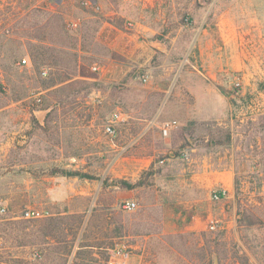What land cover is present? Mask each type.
Segmentation results:
<instances>
[{
	"label": "rangeland",
	"instance_id": "1",
	"mask_svg": "<svg viewBox=\"0 0 264 264\" xmlns=\"http://www.w3.org/2000/svg\"><path fill=\"white\" fill-rule=\"evenodd\" d=\"M84 1L0 0L4 221H21L27 209L24 177L30 162L55 156L40 134L50 129L48 117L58 111L95 113L103 117L98 147H117L142 134L128 153L88 156L97 204H111L118 213L110 221L125 228L129 258L142 264H214L216 256L217 264H264V0H89L98 9ZM105 20L127 33L139 31L151 56L116 75L114 100L84 103L94 86L74 79L69 49L77 43L71 39L82 37L92 50L96 24ZM101 47L96 60L82 61L80 75L96 76L91 67L105 57ZM21 59L27 66L18 65ZM42 67L51 69L46 78ZM32 94H40V104ZM58 99L69 104L57 106ZM117 111L130 118L115 125L112 139L104 127ZM173 121L176 127L163 135L161 124ZM50 140L57 141L54 135ZM225 170L232 175L230 198L214 202L211 191L218 186L208 190L203 181L209 172ZM126 200L136 209L122 210ZM210 220L223 227L209 230ZM17 238L23 241L21 226Z\"/></svg>",
	"mask_w": 264,
	"mask_h": 264
},
{
	"label": "crops",
	"instance_id": "2",
	"mask_svg": "<svg viewBox=\"0 0 264 264\" xmlns=\"http://www.w3.org/2000/svg\"><path fill=\"white\" fill-rule=\"evenodd\" d=\"M136 25L139 26L140 23ZM96 27L92 50L83 46L84 40L79 36L70 40L77 44L69 49L74 70L78 73L74 79L93 82L94 87L82 99L89 104L114 100L116 97L111 89L116 84V75L124 76L130 70V65L139 63L140 58H149L152 51L145 42L139 40V31L127 33L106 20L97 23ZM142 28L146 30L144 26ZM101 46L106 49V54L98 59L100 71L93 77L80 75L82 61L87 57L96 60V52L102 49ZM62 48L67 50L64 46ZM60 66L57 68L59 72L63 70ZM69 82L72 80L60 85ZM97 86L102 87L95 88ZM68 104L67 99L55 101L57 106ZM40 118V124L43 125L45 115ZM129 118L125 116L120 122ZM102 121L103 117L95 113L58 111L48 117L50 129L39 133L44 134V137L46 135L48 153L55 156L47 158L46 162H30L27 167L29 172H25L24 177V205L26 208L46 210L50 216L32 221L11 219L0 223V264H15L17 260H21L23 264H107L111 260H116L117 264H142L141 259L129 258L125 254V249L131 245L127 244L125 228L111 224V217L118 214L112 205L97 204L95 184L90 179L72 174L78 172L92 176L90 170L95 167L90 164L88 156L105 154L111 150L128 153L131 151V143L142 138V134L134 138L130 135L123 145L98 147L103 137L100 133ZM53 135L57 141L52 144L50 139ZM81 154L86 155L81 157ZM107 165L108 161L103 167L106 168ZM57 170L64 171V174L56 172ZM231 184L232 175L226 170L209 172L207 181H203L208 190L213 186L227 189L229 198ZM74 219H78L80 224L73 225ZM97 219H103L104 225H96ZM20 226L22 242L17 238Z\"/></svg>",
	"mask_w": 264,
	"mask_h": 264
},
{
	"label": "built area",
	"instance_id": "3",
	"mask_svg": "<svg viewBox=\"0 0 264 264\" xmlns=\"http://www.w3.org/2000/svg\"><path fill=\"white\" fill-rule=\"evenodd\" d=\"M53 3H59L62 0H51ZM83 6L86 7H92L95 9H98V7H94L93 3L91 1H84L82 2ZM69 28L76 27V25H68ZM19 66H27V60L26 59H21L18 61ZM50 67H42L40 70V74L42 77H46L49 72H50ZM91 70L93 72H99L100 71V66L95 64L91 67ZM143 81H146V78L143 77ZM31 100L34 104H40L41 103V97L40 94H32L31 95ZM126 115H123L121 112L117 111L111 117L108 119L105 127H104V132L109 138H115L116 136V129L115 125L121 121L122 117H125ZM176 122H166L162 123L160 126V131L162 132L163 135H167L170 131V129L176 127ZM163 160L159 161V164H163ZM229 197L228 190L223 188V187H218L211 191V200L214 202H220ZM120 207L122 210L125 211H133L136 209V203L131 200H126L123 201L120 204ZM8 209L7 205L0 200V222L4 221L5 217L7 216ZM50 216V213L46 210L43 209H34V208H27L22 211L20 218L22 220L26 221H31V220H38V219H43L47 218ZM223 227V222L219 220H210L208 223V229L211 231H217L218 229H221ZM107 264H117L116 260H111Z\"/></svg>",
	"mask_w": 264,
	"mask_h": 264
},
{
	"label": "trees",
	"instance_id": "4",
	"mask_svg": "<svg viewBox=\"0 0 264 264\" xmlns=\"http://www.w3.org/2000/svg\"><path fill=\"white\" fill-rule=\"evenodd\" d=\"M50 74V73H49ZM49 74L46 76V77H48L49 76ZM46 77H44V78H46ZM56 172H59V173H62V174H64V171H59V170H57ZM73 175H76V176H79V177H81V178H87V179H93V177L92 176H88V175H86V174H82V173H78V172H74V173H72ZM127 187H129V188H133V185H128ZM3 221H1L0 223H2Z\"/></svg>",
	"mask_w": 264,
	"mask_h": 264
},
{
	"label": "water",
	"instance_id": "5",
	"mask_svg": "<svg viewBox=\"0 0 264 264\" xmlns=\"http://www.w3.org/2000/svg\"><path fill=\"white\" fill-rule=\"evenodd\" d=\"M214 264H217V257H214Z\"/></svg>",
	"mask_w": 264,
	"mask_h": 264
}]
</instances>
